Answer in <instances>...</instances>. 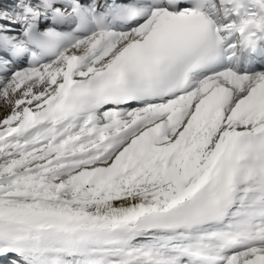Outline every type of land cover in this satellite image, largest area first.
Returning a JSON list of instances; mask_svg holds the SVG:
<instances>
[{"label": "snow or ice", "instance_id": "1", "mask_svg": "<svg viewBox=\"0 0 264 264\" xmlns=\"http://www.w3.org/2000/svg\"><path fill=\"white\" fill-rule=\"evenodd\" d=\"M0 264H264V0H0Z\"/></svg>", "mask_w": 264, "mask_h": 264}]
</instances>
